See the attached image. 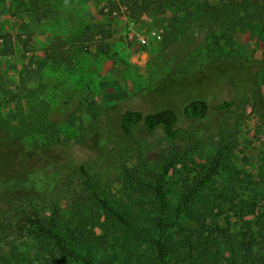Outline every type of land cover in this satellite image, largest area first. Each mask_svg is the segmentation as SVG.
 Returning a JSON list of instances; mask_svg holds the SVG:
<instances>
[{"label":"rangeland","instance_id":"obj_1","mask_svg":"<svg viewBox=\"0 0 264 264\" xmlns=\"http://www.w3.org/2000/svg\"><path fill=\"white\" fill-rule=\"evenodd\" d=\"M127 2L0 0V36L11 35L15 45L12 56L0 58V264H75L52 256L28 222L36 213L67 217L79 189L71 167L87 163L104 196L130 203L124 170L158 163L173 145L160 130L136 128L125 137L126 111L181 115L192 100L213 109L243 97L247 108L228 161L197 201L213 208L206 223L221 243L244 231L239 208L254 197L248 191L264 203L263 27L214 23L200 5L217 0H165L163 10L142 15ZM93 26L104 37L88 40L83 33ZM180 128L198 138L211 134L203 123L183 120ZM214 155L202 143L175 161L163 181L170 206Z\"/></svg>","mask_w":264,"mask_h":264},{"label":"trees","instance_id":"obj_2","mask_svg":"<svg viewBox=\"0 0 264 264\" xmlns=\"http://www.w3.org/2000/svg\"><path fill=\"white\" fill-rule=\"evenodd\" d=\"M127 1L129 9L139 15L159 12L165 6V0ZM200 6L202 15L227 28L244 25L248 20L264 29V0H217L214 5ZM88 32L91 35L88 40L104 37V31L98 26L87 27L85 37ZM14 52L13 37L1 35L0 58L12 56ZM246 108L243 97L236 96L213 109L203 99L192 100L183 106L181 115L171 108L148 114L126 111L120 121L125 137L131 138L136 128L148 134L160 130L173 145L172 152L158 163L143 160L139 167L124 170V179L132 188L130 203H116L104 196L89 174V166L83 163L71 167L79 189L71 194L67 217L53 212L42 219L36 213L28 221L30 226L52 248V256L75 264H264V203L260 204L257 190L248 191L254 197L239 208L241 219L246 218L242 220L244 231L239 236L226 234L223 243L211 237L213 232L206 223L213 208L197 201L203 187L228 161L227 155ZM183 120L205 124L211 130L210 136L198 138L183 132L180 128ZM202 143L211 144L215 155L194 185L172 207L164 190V178L175 161ZM260 177L264 185V172ZM228 196L224 197L228 199Z\"/></svg>","mask_w":264,"mask_h":264}]
</instances>
